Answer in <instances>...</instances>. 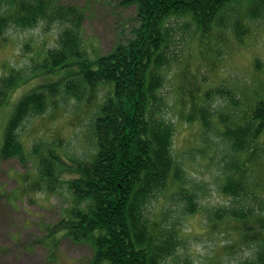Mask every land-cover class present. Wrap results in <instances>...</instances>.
Returning <instances> with one entry per match:
<instances>
[{
	"label": "trees",
	"instance_id": "obj_1",
	"mask_svg": "<svg viewBox=\"0 0 264 264\" xmlns=\"http://www.w3.org/2000/svg\"><path fill=\"white\" fill-rule=\"evenodd\" d=\"M116 1L135 8L129 37L109 52L91 57L84 42L83 6L63 0H0L4 41L0 39V48L8 40L4 31L9 27H33L44 21L61 28L57 46L33 58L28 71L12 67L0 77V108L26 79L79 66L74 77L39 87L19 101L3 133L0 163L18 158L27 164L32 155L38 174L34 173L37 178L28 191L55 194L62 185L70 190L69 204L57 222L46 224L40 242L52 252L65 235L93 248L90 264H168L187 237L180 227L164 224L163 215L152 212L149 204L158 193L179 187L183 217L200 209L197 193L183 185L186 172L173 153L176 127L166 115L168 72L176 63L183 64L174 49L178 44L190 50L196 47L198 71L207 67L216 72L223 48L231 47V42L245 46L254 35V24L264 19V0ZM189 60L182 71L189 70ZM101 84L111 88L91 122L89 157L69 165L59 143L47 147V152L41 143L27 150L21 137L26 121L55 106L58 92L89 103ZM189 84L186 97L179 100L181 117L199 121L206 134L218 132L231 153L221 191L238 205L218 208L211 227L238 234L232 245L257 243L255 259L244 264H264V209L259 212L249 204L241 205L252 189L256 194L264 190V96L258 94L252 101L249 93L238 97L218 84L208 88ZM219 97L226 98L227 110L219 111L214 105Z\"/></svg>",
	"mask_w": 264,
	"mask_h": 264
},
{
	"label": "rangeland",
	"instance_id": "obj_2",
	"mask_svg": "<svg viewBox=\"0 0 264 264\" xmlns=\"http://www.w3.org/2000/svg\"><path fill=\"white\" fill-rule=\"evenodd\" d=\"M63 1L86 9L83 35L91 57L96 53L109 52L129 37L135 8L122 7L116 0ZM254 30V35L246 39L245 46L231 42V47L222 49L216 61V72H210L207 67L198 71L200 57L196 47L190 50L185 44H178L174 49L183 58V64L176 63L168 72L169 79L164 89L169 101L166 115L176 127L173 153L186 172L183 185L197 193L200 209L183 217V190L179 187L158 193L149 204L152 212L163 215L164 224L180 227L181 233L187 237L184 246L168 259V264H244L254 260L259 249L257 243L232 245L239 239L232 228L231 232L224 233L219 232V227L212 229L218 208L238 205L221 191L223 175L231 161L230 148L218 132L206 134L199 121L184 120L179 102L185 96L189 81L193 87L194 84L202 88L216 84L229 87L238 97L249 93L252 101L258 94L264 96V19L254 24ZM60 31L59 26H48L44 21L33 27H9L4 31L8 40L0 48V77L12 67L27 68L25 71H28L33 58L39 59L47 48L57 46ZM187 57L191 65L188 71H182ZM77 71L78 65L60 67L20 83L5 106L0 108V144L8 120L25 94L74 77ZM110 88L108 84H101L96 98L89 103L67 95L63 90L58 92L55 106L26 121L21 137L27 150L31 151L36 143H41V148L47 152V147L59 143L61 156L69 165L89 157L92 149L91 122ZM225 99L219 97L214 100L219 111L227 110ZM29 159L27 164L18 158L0 163V264H90L93 248L86 242L75 243L64 235L53 252L40 243L46 236V224L58 221L63 208L71 200V192L65 185L59 187L55 194L43 190L28 191L31 188L29 183L37 178L34 173L38 174L33 164L35 158L30 155ZM241 200V205L249 204L261 212L264 209V190L256 194L252 189V193Z\"/></svg>",
	"mask_w": 264,
	"mask_h": 264
}]
</instances>
